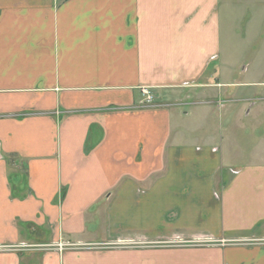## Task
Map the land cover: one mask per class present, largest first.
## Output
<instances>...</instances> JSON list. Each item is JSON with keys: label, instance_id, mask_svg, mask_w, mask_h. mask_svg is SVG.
Returning <instances> with one entry per match:
<instances>
[{"label": "crops", "instance_id": "1", "mask_svg": "<svg viewBox=\"0 0 264 264\" xmlns=\"http://www.w3.org/2000/svg\"><path fill=\"white\" fill-rule=\"evenodd\" d=\"M228 5L0 0V264H264V56L226 59Z\"/></svg>", "mask_w": 264, "mask_h": 264}, {"label": "rangeland", "instance_id": "2", "mask_svg": "<svg viewBox=\"0 0 264 264\" xmlns=\"http://www.w3.org/2000/svg\"><path fill=\"white\" fill-rule=\"evenodd\" d=\"M223 51L226 59L237 63L240 68L257 62L260 56H264V0H229L224 20ZM240 77L238 75V78ZM260 78L264 80V75ZM150 92L155 99L154 92L151 89ZM253 123L251 117L242 116L241 126L245 131L249 130ZM215 124L220 126L219 121ZM258 142L259 146H263L262 140L259 139ZM256 143L257 141L250 144V147H258ZM249 151L243 153L244 160L254 159Z\"/></svg>", "mask_w": 264, "mask_h": 264}, {"label": "built area", "instance_id": "3", "mask_svg": "<svg viewBox=\"0 0 264 264\" xmlns=\"http://www.w3.org/2000/svg\"><path fill=\"white\" fill-rule=\"evenodd\" d=\"M141 93H142V95H143V97H144V100H143V105H149L150 103H152L153 102V100H154V98H153V96H152V94H151V92H150V88H148V87H143L142 89H141ZM5 246H0V249L1 248H4ZM65 246H63V245H59V248H61V249H63Z\"/></svg>", "mask_w": 264, "mask_h": 264}]
</instances>
